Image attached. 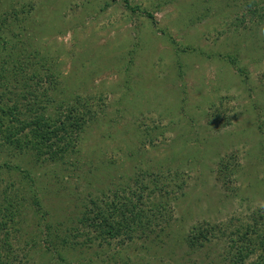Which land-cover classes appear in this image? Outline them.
Returning a JSON list of instances; mask_svg holds the SVG:
<instances>
[{
    "label": "rangeland",
    "instance_id": "1",
    "mask_svg": "<svg viewBox=\"0 0 264 264\" xmlns=\"http://www.w3.org/2000/svg\"><path fill=\"white\" fill-rule=\"evenodd\" d=\"M262 1L0 0V14L33 4L20 24L5 26L3 37L27 52L36 49L57 71L40 90L82 97L96 110L79 133L75 166L0 146V195L5 186L17 190L9 180L20 175L19 166L31 175L26 189L46 208L72 213L91 192L144 166L170 167L187 176L186 193L174 201L171 237L157 238L145 258L229 264L215 240L191 251L180 237L198 220H246L264 204V20L252 15ZM231 152L236 162L228 161V169L238 171L227 174L223 187L214 169ZM88 161L92 172L83 165ZM102 248L68 254L59 264H94ZM130 251L131 244L120 249ZM39 258L55 264L48 253Z\"/></svg>",
    "mask_w": 264,
    "mask_h": 264
},
{
    "label": "trees",
    "instance_id": "2",
    "mask_svg": "<svg viewBox=\"0 0 264 264\" xmlns=\"http://www.w3.org/2000/svg\"><path fill=\"white\" fill-rule=\"evenodd\" d=\"M27 6L33 4H22L0 14V146L36 161L44 156L58 164L75 166L71 161H77L81 150L79 133L96 110L79 96L69 99L50 95L47 89L51 86L41 91L40 82H52L57 71L44 63L36 49L27 52L28 47L21 49L23 46H17L14 39L3 37L7 24H20L27 18ZM18 14L23 15L19 18ZM252 15L258 21L264 20V1L255 5ZM21 69L25 76L19 74ZM224 155L225 159L216 162L214 177L226 187L227 174L238 168L228 169V161H235L234 152ZM83 165L92 172L91 161ZM153 167L144 166L118 184L108 180L111 185L98 193L91 192L72 213H65L63 208L57 214L41 203L32 187L26 189L25 183L32 181L30 173L14 167L20 175L9 182L17 190L5 186L0 195V264H39V255L43 258L46 253L59 264L66 255L82 253L93 245L111 246L113 250L100 249L104 256L94 264H149L145 255L156 245L157 238L172 234L174 201L186 193L187 185L183 171ZM247 219L198 220L180 237V244L195 251L215 240L223 248L221 259L229 264H264V204L252 209ZM130 244L133 252H120ZM252 254L255 257L246 261Z\"/></svg>",
    "mask_w": 264,
    "mask_h": 264
}]
</instances>
